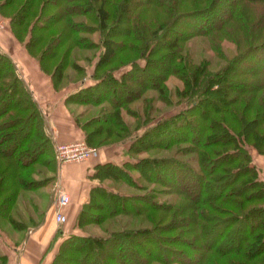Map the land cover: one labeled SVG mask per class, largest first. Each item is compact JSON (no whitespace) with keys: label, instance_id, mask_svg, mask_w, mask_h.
<instances>
[{"label":"trees","instance_id":"1","mask_svg":"<svg viewBox=\"0 0 264 264\" xmlns=\"http://www.w3.org/2000/svg\"><path fill=\"white\" fill-rule=\"evenodd\" d=\"M131 1L114 0L112 11L110 0H0V14L53 87L76 63L73 49L98 48L93 82L64 100L93 107L83 120L92 109L74 117L88 145L116 143L127 155L120 164L94 165L91 175L101 182L75 220L83 232L57 227L47 264H264V182L246 148L264 152V0H227L220 15V0ZM90 13L97 41L83 20ZM194 36L207 37L220 58L221 39H230L235 53L214 66L195 58L186 42ZM170 76L179 83L169 85ZM45 123L16 61L0 47V218L14 221L19 189L46 183L35 174L56 175ZM161 149L170 152L155 154ZM212 231L202 245L193 241Z\"/></svg>","mask_w":264,"mask_h":264},{"label":"rangeland","instance_id":"2","mask_svg":"<svg viewBox=\"0 0 264 264\" xmlns=\"http://www.w3.org/2000/svg\"><path fill=\"white\" fill-rule=\"evenodd\" d=\"M131 1V0H130ZM111 3H107V8L112 11L115 10L114 8V0H110ZM132 4V1L130 2ZM205 6L207 5L206 2H204ZM197 5V4H196ZM201 5V4H200ZM194 8H197V6L194 5ZM228 10V5H227V0H220L216 7L214 8V13L220 15L223 12H226ZM111 11V16L108 19V23L110 25L114 24V17H112V14L115 15L114 12ZM259 8H255L254 12L256 14L259 13ZM117 12V11H116ZM159 12V11H158ZM140 17H147L148 15H151L150 11H139L138 12ZM1 15V14H0ZM209 17H211V13L207 14ZM4 18V26L0 29V38L2 39L0 42V47L3 51L7 52L12 59L15 60V55L19 54L22 52L23 54L27 53L26 49L24 48V44L20 41L17 40V38L14 36L12 31L10 30V27L8 26V17L1 15ZM83 20L86 22V24L90 25L89 28H95L94 31L89 33V36L93 41H97L99 34H100V29L97 28V21L96 18L94 17L93 13H90L89 16H85ZM188 21V19L183 20ZM96 23V24H95ZM126 24V21L122 22L120 25V28H122L123 24ZM117 39H119V35H115ZM207 37L203 36H194L188 39L186 42L188 43V46L190 47L193 55L195 58H200L207 56L212 64L214 66L218 65H225L226 63V58L230 57L235 53V43L227 38L221 39V49L223 50L222 52V58L218 57L215 52L213 51L207 42ZM39 49V48H38ZM15 50V52H13ZM98 48H75L73 49L71 55H70V60L73 61L75 60L76 63L69 64L63 68V75L62 78L58 81L57 87H53L55 91L59 92L56 95L62 96L65 98L66 94L73 91L74 89L80 87L81 85H87L91 82H93V79L91 78L90 74L93 71L94 67V61L96 59V56L98 55ZM29 55V54H28ZM131 56V54H128ZM124 61V60H122ZM56 60L52 61H45L44 66L48 69H52V66L55 64ZM140 62L142 63L143 60L141 59ZM117 61H114L112 64H116ZM164 63V62H162ZM216 64V65H215ZM244 61H242L239 64H236V66H242L244 65ZM235 66V67H236ZM237 66V67H238ZM39 67V66H38ZM120 67V66H119ZM125 66H121L118 69H115V73L118 74L121 69H123ZM236 67V68H237ZM18 72L20 73V68L17 64ZM41 71V70H40ZM43 73V71H41ZM45 74V73H44ZM22 76V74L20 73ZM23 77V76H22ZM27 85L29 86L27 80L25 77H23ZM167 83L169 85L179 83L178 80L175 79V77L170 76L167 80ZM53 86V85H52ZM29 88L32 90L31 86ZM61 91V92H60ZM34 95V93H33ZM42 95V94H41ZM35 97V95H34ZM63 98V101L66 105V107L70 110V113L72 114L73 118L75 115H77L80 111L84 109H92L93 107H86L84 104H79L76 102L72 101H65ZM37 100V98L35 97ZM38 102V100H37ZM39 104V103H38ZM40 106V105H39ZM41 108V107H40ZM42 114L44 116V119L46 121L45 123V131L49 136L52 138V149H53V154L55 153V145L57 142H60L58 140H55L53 138V134L51 131L49 119L47 116V113L44 112L43 109ZM175 111V108L173 107L168 109L167 113H173ZM94 112V110H89L86 112V115L82 114L79 115V120H83L86 118L87 115L90 113ZM79 126V125H78ZM80 128V126H79ZM81 129V128H80ZM82 130V129H81ZM83 133V131H82ZM83 139V136H82ZM62 141V140H61ZM92 146V145H90ZM93 147V146H92ZM94 148V147H93ZM246 148L249 150L251 157H252V163L255 165V168L257 169V178L262 180L264 182V152H258L253 146H248L246 145ZM154 151V150H153ZM153 151H150V153L153 154ZM170 150L168 149H161L155 154L160 155V154H166L168 155ZM55 156V155H54ZM55 162L57 164V171L59 169L60 163L55 159ZM56 167V166H55ZM49 171L46 169L40 173V174H35L34 177H44L41 178L42 182H46L43 185L39 186L36 189H19L18 191V199L17 201L12 205L11 208V213L12 216L14 217V221H9L4 218H0V263L2 262H8L11 259L12 255L14 258L13 252H18L20 249V244L22 242V239L28 233L31 228L34 226H37L39 221L42 218V215L44 212H46L47 207L49 202H52L54 205V200H55V195L58 189L59 182L57 181V172L56 175H54L53 180H48V175ZM46 175V176H45ZM107 183V182H105ZM107 185L110 186L109 183ZM119 188H122L121 185H119ZM124 189L130 190L131 188H127L123 186ZM254 203V202H253ZM138 220H135L137 222ZM106 224V223H105ZM87 231L93 232V233H102V227L95 226V225H88L87 226ZM244 229L239 230V234L242 233ZM212 232H209V234H206V236L201 237V238H196L193 239V241L196 244L202 245L204 242H206L209 237L212 236ZM67 233V232H66ZM186 235V234H184ZM238 235L233 236L232 243H235L237 240ZM182 257V256H181ZM170 264H177V263H170Z\"/></svg>","mask_w":264,"mask_h":264},{"label":"crops","instance_id":"3","mask_svg":"<svg viewBox=\"0 0 264 264\" xmlns=\"http://www.w3.org/2000/svg\"><path fill=\"white\" fill-rule=\"evenodd\" d=\"M1 40L0 38V42H2ZM15 60L20 68V73L31 86L41 109L47 113L53 138L58 141L82 139V130L66 107L63 101L64 97L56 95L59 92L54 90L49 76L40 71L37 61L22 52L15 55ZM126 157L122 146L111 143L94 147L91 154L85 159L61 163L57 171V181L59 182L57 186L69 195L68 203L61 207L65 220L63 222L56 221L55 207L52 202H49L38 225L26 233L19 246V251L13 252L14 258L12 255V260L0 264H47L53 255L54 248L46 250V247L57 227H61L62 234L83 232L76 226L75 220L81 204L88 197L90 187L101 182L97 177L91 175L94 165L105 161L120 164ZM106 180L105 182L114 185L108 179Z\"/></svg>","mask_w":264,"mask_h":264},{"label":"built area","instance_id":"4","mask_svg":"<svg viewBox=\"0 0 264 264\" xmlns=\"http://www.w3.org/2000/svg\"><path fill=\"white\" fill-rule=\"evenodd\" d=\"M4 26V18L0 15V29ZM93 147L88 145L83 139H73L68 141H60L55 145V159L61 164L69 161H79L87 158L93 151ZM69 195L66 191L59 188L57 189L54 207L56 221L63 222L65 215L61 212V207L67 204Z\"/></svg>","mask_w":264,"mask_h":264}]
</instances>
